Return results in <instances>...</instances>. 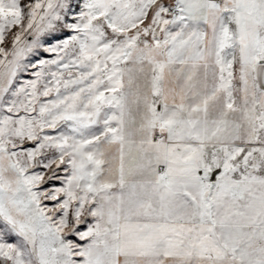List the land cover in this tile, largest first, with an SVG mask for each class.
<instances>
[{
    "label": "snow or ice",
    "instance_id": "obj_1",
    "mask_svg": "<svg viewBox=\"0 0 264 264\" xmlns=\"http://www.w3.org/2000/svg\"><path fill=\"white\" fill-rule=\"evenodd\" d=\"M0 264H264V0H0Z\"/></svg>",
    "mask_w": 264,
    "mask_h": 264
}]
</instances>
